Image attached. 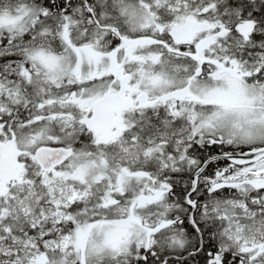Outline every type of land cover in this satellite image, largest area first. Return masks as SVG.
<instances>
[{
    "label": "snow or ice",
    "instance_id": "1",
    "mask_svg": "<svg viewBox=\"0 0 264 264\" xmlns=\"http://www.w3.org/2000/svg\"><path fill=\"white\" fill-rule=\"evenodd\" d=\"M0 264H264V0H0Z\"/></svg>",
    "mask_w": 264,
    "mask_h": 264
}]
</instances>
